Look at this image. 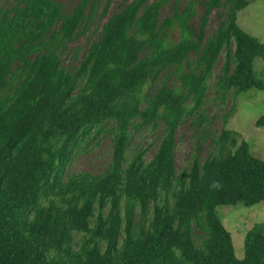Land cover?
<instances>
[{
  "label": "trees",
  "instance_id": "1",
  "mask_svg": "<svg viewBox=\"0 0 264 264\" xmlns=\"http://www.w3.org/2000/svg\"><path fill=\"white\" fill-rule=\"evenodd\" d=\"M90 1L68 12L60 0H0V264H264V224L247 232L238 258L218 212L264 202V159L229 129L203 162L194 155L179 172L175 157L178 127L205 120L222 54L214 87L222 99L264 91L255 69L264 42L238 23L251 0H175L163 22L167 0H130L68 67L60 46L88 31ZM223 8L208 37L210 16ZM174 27L180 37L170 42ZM166 71L180 86L165 82L147 94ZM160 125L147 161L146 150L132 148L133 132ZM256 125L264 127V114ZM104 133L113 137L109 168L65 179L82 143ZM76 234L84 235L77 248Z\"/></svg>",
  "mask_w": 264,
  "mask_h": 264
},
{
  "label": "rangeland",
  "instance_id": "2",
  "mask_svg": "<svg viewBox=\"0 0 264 264\" xmlns=\"http://www.w3.org/2000/svg\"><path fill=\"white\" fill-rule=\"evenodd\" d=\"M65 5V11H72L80 0H60ZM90 1L91 10L93 2ZM130 0H110L108 9L105 11L109 0H96V11L90 21L86 33L79 35L75 40L60 46L63 64L68 67H77L82 61L84 54L89 50L93 42L100 38L103 24L116 12L120 11ZM155 1V0H152ZM183 5L186 0H181ZM175 0H167L162 7V22L173 13ZM14 3L9 2L8 5ZM199 15L193 20L195 28L200 27V18L204 13L202 3L197 4ZM227 12L226 8L215 10L210 16L206 34L212 36L220 25ZM222 14V16H219ZM239 25L251 35L264 42V0H251L249 5L238 14ZM180 31L178 27L169 30L167 38L170 42L178 41ZM225 56L222 54L214 68V73L209 81V90L204 104L205 120L197 125L192 119L182 123L177 130L176 137V164L178 171L182 172L190 166L194 155L199 156L203 162L215 147L214 139L219 136L223 129H229L238 133L239 142L242 140L250 144L251 151L264 159V127L256 125L259 117L264 114V91L253 88L238 95L230 93L222 99L215 90V83L220 74ZM187 68V65H186ZM255 69L264 79V58L257 57ZM173 73V71H172ZM165 82L169 86H180L179 79L173 73L163 72L159 78L150 82L145 92H156ZM132 148L146 150V159L150 161L158 148L163 133V126L157 128L149 126L133 132ZM113 157V137L104 133L91 141L82 143L74 159L67 165L65 179L70 174L88 172L94 175L103 174L110 166ZM219 215L225 227L231 232L238 258L245 256V238L247 232L255 225L264 224V202L255 205H245L238 202L235 205H220ZM197 242L203 237L201 230L196 228ZM83 234H76L74 247L77 248L83 241Z\"/></svg>",
  "mask_w": 264,
  "mask_h": 264
}]
</instances>
